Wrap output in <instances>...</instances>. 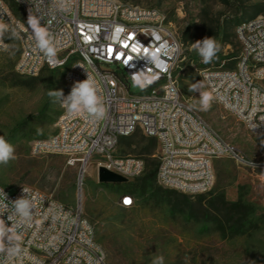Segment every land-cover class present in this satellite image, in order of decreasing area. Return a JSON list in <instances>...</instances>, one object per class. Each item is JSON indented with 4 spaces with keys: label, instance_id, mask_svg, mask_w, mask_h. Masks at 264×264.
<instances>
[{
    "label": "built area",
    "instance_id": "built-area-1",
    "mask_svg": "<svg viewBox=\"0 0 264 264\" xmlns=\"http://www.w3.org/2000/svg\"><path fill=\"white\" fill-rule=\"evenodd\" d=\"M29 9L40 17L41 25L48 26L51 21L49 31L58 42V58L63 63L50 67L42 54L34 52L28 29L20 32L22 38L17 39L21 51L14 72L36 78L43 70L62 71L68 86L90 74L99 83L106 115L103 120L90 121L69 116L60 106L55 133L32 143V156H63L69 166L77 168L73 207L29 186L17 187L10 194L0 185L9 201L25 196L23 189H28L29 198L34 201L31 224L17 230L22 235L21 254L7 260L0 255L3 264H109L94 225L83 215L85 174L94 166L97 180L101 168L126 182L141 177L145 171L141 159L113 156L120 139L136 131L156 140L155 179L163 189L187 196L208 193L215 182V160H230L264 171V159L242 155L185 105L175 78L182 44L165 14L116 0H68L64 11L59 10L56 0H0V15L8 23H22L27 28ZM118 26L125 31L116 34ZM153 31L160 36L159 41H154ZM235 36L240 45L238 57L204 67L200 58L194 70L199 81L204 82V90L214 97L213 104L253 136H264V14L237 25ZM136 42L145 47L152 45L150 50L166 42L167 55L161 50L159 57L167 62V70L157 69L147 58L139 59L132 53ZM3 44L8 50L7 34ZM7 50L0 48V53ZM130 55L133 59L125 65L123 61ZM147 68L159 73L160 78L132 93L131 75ZM124 196L120 205L129 208L121 203ZM2 218L11 226L7 213Z\"/></svg>",
    "mask_w": 264,
    "mask_h": 264
},
{
    "label": "rangeland",
    "instance_id": "rangeland-1",
    "mask_svg": "<svg viewBox=\"0 0 264 264\" xmlns=\"http://www.w3.org/2000/svg\"><path fill=\"white\" fill-rule=\"evenodd\" d=\"M116 1L165 14L182 44L175 78L185 105L242 155L264 159V136H253L213 103L208 111H201L199 92L189 91L190 84L199 81L191 59L201 58L192 45L206 37L214 38L219 31L220 53L235 59L240 53L236 25L249 20L254 7L264 5V0ZM222 30L231 36L229 43L220 42ZM187 32L190 40L184 43ZM20 51L19 41L10 39L8 50L0 53V135L14 146L16 155L7 165L0 164V185L10 194L17 187L29 186L73 207L77 168L69 166L63 156L31 153L34 141L48 139L56 131L60 105L48 92L70 93L72 86L64 83L62 71L48 70L29 87L13 86L10 77ZM131 92L138 90L132 87ZM143 139L146 145L148 139L140 131L121 138L113 156L139 158L136 144ZM214 175V185L206 194L184 199V194L160 190L156 184L140 197L139 179L116 189L98 183L94 166H90L84 180L83 215L94 225L109 264H152L158 256L164 257V264H264V171L215 160ZM123 190L133 193L132 207L120 205ZM221 200L236 206L230 212L218 205Z\"/></svg>",
    "mask_w": 264,
    "mask_h": 264
},
{
    "label": "clouds",
    "instance_id": "clouds-1",
    "mask_svg": "<svg viewBox=\"0 0 264 264\" xmlns=\"http://www.w3.org/2000/svg\"><path fill=\"white\" fill-rule=\"evenodd\" d=\"M56 5L59 10L64 11L68 7V0H56ZM50 24L51 21L48 26L41 25L40 17L34 15L31 9L28 11L27 28L22 23L5 22L3 16L0 15V48L7 50V46L3 44L6 34L9 39H20L22 38L20 32H28V29H31V32L28 34V40L31 41L33 51L37 54H42L50 67H56L62 64L63 61L58 58L59 46L49 31ZM124 31L125 29L122 26L115 28L116 34L123 33ZM152 37L154 41L161 39L155 31H153ZM151 47L152 45L145 47L140 42H136L132 44L131 52L135 53L139 59L147 58L149 64H154L157 69L162 71L167 70V62L159 57L161 50H165V55H167V43H161L155 50H150ZM192 48L201 57L202 63L210 64L217 58L221 45L215 38L206 37L203 40L196 41L192 45ZM109 52H111L110 49ZM117 59H120L119 55ZM132 59L133 57L130 55L123 63L128 65ZM149 73H152V70L147 68L144 71L132 74L131 82L133 87L144 90L160 78L159 73ZM205 87L203 81L192 83L189 86L190 92H199V107L201 111H208L214 99L210 92L203 90ZM48 95L55 97L69 116L82 117L90 121H99L105 118V101L100 94L99 83L90 74H87L85 80L75 82L67 96L64 95L62 90L49 91ZM261 120L264 121V117H261ZM40 131L38 129V134ZM15 159L14 146L8 142L5 136L0 135V164L7 165L9 161ZM23 192L26 193L25 196L15 201H9L7 194L3 190H0V255L5 260L21 254L22 235L17 230L25 224L30 225L32 222L34 201L29 198L28 189H23ZM5 201L7 202L5 203ZM121 203L125 207H130L133 204V198L131 196H124ZM5 213H7V220L11 222V226H7L5 220L2 218ZM54 239L56 238L53 237ZM0 264H3V261H0ZM152 264H164V257H156L152 261Z\"/></svg>",
    "mask_w": 264,
    "mask_h": 264
},
{
    "label": "trees",
    "instance_id": "trees-1",
    "mask_svg": "<svg viewBox=\"0 0 264 264\" xmlns=\"http://www.w3.org/2000/svg\"><path fill=\"white\" fill-rule=\"evenodd\" d=\"M263 12H264V5L255 6L252 15L249 18L251 19V18H254L256 16H259ZM241 22H243V21L238 22L237 25H239ZM218 36H219V31H217L216 34L214 35V38L216 41L218 40ZM230 38H231V36L229 34H227V32L225 30H222L220 42L229 43ZM7 40L9 41L10 39L7 37ZM189 40L190 39L188 38V32H187L183 35V42L188 43ZM232 57L233 56H231V57L223 56L219 52L217 54V58H215L213 61H215L216 64H219L223 59H230ZM191 61H192L193 65H197L199 58L195 59L194 57H192ZM208 65H210V64H203V67L208 66ZM230 65H232V64L230 63ZM49 72L53 73L55 71H49ZM10 78L13 81V86H18V87H29L31 82L35 79V78H26V77L20 76V75L16 74L15 72H14V74H11ZM61 78H63V72L61 74ZM133 135H134V133L130 136H133ZM146 138L148 139L147 140L148 142L146 145H144V141H145L144 139L145 138L136 144L137 154L140 156L138 159H141L145 164L144 174L142 175L141 178H136V179H139V182L141 183L139 186L137 185L141 189L138 192V195L140 197H143L145 195L146 190L155 189L156 184H157L155 178H156V171H157V167H158V161H157V159L155 160V158H153L155 156L154 151L157 148V144H156V140L154 138H150V137H146ZM102 184H104V183H102ZM122 184H110V185L114 186L116 189H120ZM158 189L167 190V189H163L160 186L158 187ZM124 195H129L132 197L133 193L127 192V190H123V194L120 196V200H121V197ZM183 197H184V199H188L187 195H185ZM120 200H119V202H120ZM218 202H219L218 205H220L221 207H224V208L228 207L230 212H231V208L236 206V204H226L225 202H223V200L218 201ZM95 231H96V229H95ZM100 241H102L101 238H100Z\"/></svg>",
    "mask_w": 264,
    "mask_h": 264
},
{
    "label": "water",
    "instance_id": "water-1",
    "mask_svg": "<svg viewBox=\"0 0 264 264\" xmlns=\"http://www.w3.org/2000/svg\"><path fill=\"white\" fill-rule=\"evenodd\" d=\"M98 181L99 183L104 184H122L126 183V180L101 168L98 172Z\"/></svg>",
    "mask_w": 264,
    "mask_h": 264
},
{
    "label": "snow or ice",
    "instance_id": "snow-or-ice-1",
    "mask_svg": "<svg viewBox=\"0 0 264 264\" xmlns=\"http://www.w3.org/2000/svg\"><path fill=\"white\" fill-rule=\"evenodd\" d=\"M111 50V49H110Z\"/></svg>",
    "mask_w": 264,
    "mask_h": 264
}]
</instances>
